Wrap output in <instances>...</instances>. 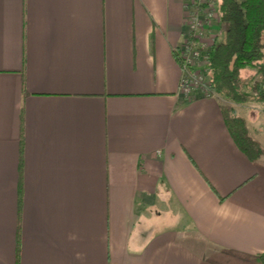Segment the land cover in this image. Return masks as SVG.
<instances>
[{"label":"crops","instance_id":"0c3cea01","mask_svg":"<svg viewBox=\"0 0 264 264\" xmlns=\"http://www.w3.org/2000/svg\"><path fill=\"white\" fill-rule=\"evenodd\" d=\"M190 1L0 0V264H261L264 155L180 90Z\"/></svg>","mask_w":264,"mask_h":264},{"label":"trees","instance_id":"16d2710c","mask_svg":"<svg viewBox=\"0 0 264 264\" xmlns=\"http://www.w3.org/2000/svg\"><path fill=\"white\" fill-rule=\"evenodd\" d=\"M218 11L222 33L206 51L210 84L228 101L221 108L235 143L251 160H258L264 149L232 103L264 102V0H219ZM246 70L255 71L249 79L242 75ZM258 259L264 264V252Z\"/></svg>","mask_w":264,"mask_h":264},{"label":"rangeland","instance_id":"374dc122","mask_svg":"<svg viewBox=\"0 0 264 264\" xmlns=\"http://www.w3.org/2000/svg\"><path fill=\"white\" fill-rule=\"evenodd\" d=\"M194 1L193 6H189L188 10H196L198 14V19L201 22L202 30L196 32V36L194 35L193 38H190V34L186 39V43L193 42V47L197 48L201 55L199 58H195L194 61L192 60L191 70L193 72L198 73L203 79V81H208L210 77V72L208 68V64H206L207 59L205 57L206 51L208 50L210 44L216 37H219L222 33L221 25H220V18H219V11H218V4L219 0H192ZM191 7V9H190ZM262 44L264 47V35L262 39ZM252 72H255L252 70ZM200 79V77H198ZM249 79V78H248ZM257 80V77L255 78ZM261 79V76L258 77ZM252 86V85H251ZM223 104H228V101H224L221 99ZM236 115H239V108H235ZM254 118L251 116L250 120H247L249 133L261 145L264 149V113L261 112L260 115H257V123H254ZM256 140V139H255ZM264 155V153H263ZM262 155V156H263Z\"/></svg>","mask_w":264,"mask_h":264},{"label":"built area","instance_id":"2783aa9c","mask_svg":"<svg viewBox=\"0 0 264 264\" xmlns=\"http://www.w3.org/2000/svg\"><path fill=\"white\" fill-rule=\"evenodd\" d=\"M194 1H190L189 6H193ZM189 9V8H188ZM191 9V7H190ZM188 25L190 28V38L196 36V32L202 30L201 22L197 18L198 14L196 10H188ZM193 42H188L181 47L180 53L178 54V60L181 66V79H180V90L188 98L196 96L205 97H218V94L212 89L210 80L203 81L202 77L191 70L192 60L199 58L201 52L193 47ZM208 64L207 54L205 55ZM200 77V79H198Z\"/></svg>","mask_w":264,"mask_h":264}]
</instances>
